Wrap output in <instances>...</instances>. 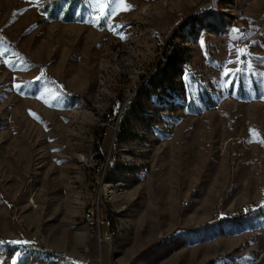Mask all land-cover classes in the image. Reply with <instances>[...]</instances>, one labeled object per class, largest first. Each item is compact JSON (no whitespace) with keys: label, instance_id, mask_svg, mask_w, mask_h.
Masks as SVG:
<instances>
[{"label":"rangeland","instance_id":"rangeland-1","mask_svg":"<svg viewBox=\"0 0 264 264\" xmlns=\"http://www.w3.org/2000/svg\"><path fill=\"white\" fill-rule=\"evenodd\" d=\"M263 9L0 0V264H264Z\"/></svg>","mask_w":264,"mask_h":264},{"label":"snow or ice","instance_id":"snow-or-ice-1","mask_svg":"<svg viewBox=\"0 0 264 264\" xmlns=\"http://www.w3.org/2000/svg\"><path fill=\"white\" fill-rule=\"evenodd\" d=\"M120 2L123 4L124 3V0H120ZM123 10H128L127 7H125ZM114 27V26H113ZM236 31H239L238 29H236ZM232 51V48L230 47L229 49V52L231 53ZM236 51V57L237 59L235 61H232V60H229L228 63H237L238 65H241V67H238L235 71L237 73L243 71V68H242V65L244 64V59H242V57H246L248 55H250V53H247L245 51V48L242 46V47H238L235 49ZM0 55H4V53H0ZM14 66V65H13ZM223 76L226 77L227 79L225 80V84L228 85V86H231L234 82V79L235 77L233 76V71L231 69H226L223 73ZM39 79V78H38ZM187 85H188V82H187V78H186V82H185V87L187 88ZM15 90L19 93V92H22L23 90V87L22 85L20 84H14L13 85ZM32 115H35L34 113H30ZM250 134H256V135H259V133H256V131L254 129H250ZM250 142H256V141H250ZM260 143H264V138L261 139V141H259ZM4 241L0 240V244H3ZM9 243L11 244H19V245H27L29 244L30 242L29 241H20V240H12V241H9Z\"/></svg>","mask_w":264,"mask_h":264},{"label":"built area","instance_id":"built-area-1","mask_svg":"<svg viewBox=\"0 0 264 264\" xmlns=\"http://www.w3.org/2000/svg\"><path fill=\"white\" fill-rule=\"evenodd\" d=\"M258 21H262L264 22V9L260 12L259 16H258ZM250 30V27H241L239 29V34H241L242 36L246 35ZM262 69L264 70V61L262 63ZM229 99L231 98V95L227 96ZM221 106V102L220 101H215L210 105V109L212 110H218ZM86 221L89 223H94V222H98V224H100L99 222L102 221L103 223H109L110 220L108 219L107 216L104 217L103 220H101L99 215H94V213H92L91 211H88L86 213Z\"/></svg>","mask_w":264,"mask_h":264},{"label":"trees","instance_id":"trees-1","mask_svg":"<svg viewBox=\"0 0 264 264\" xmlns=\"http://www.w3.org/2000/svg\"><path fill=\"white\" fill-rule=\"evenodd\" d=\"M169 68V67H167ZM169 69H164V71H161L159 72L158 74H160V76H157L158 74L153 75L152 78H151V81L153 82V85L155 84V86H162V89L164 87V81L165 79L168 77V73L169 71H167ZM108 226V225H107ZM36 251L40 252V253H43V254H46V255H49V256H58V251H55V250H52V249H49L43 245H38L36 247Z\"/></svg>","mask_w":264,"mask_h":264}]
</instances>
